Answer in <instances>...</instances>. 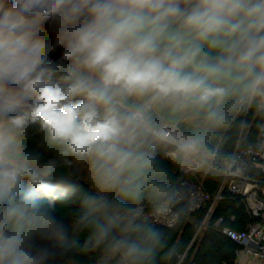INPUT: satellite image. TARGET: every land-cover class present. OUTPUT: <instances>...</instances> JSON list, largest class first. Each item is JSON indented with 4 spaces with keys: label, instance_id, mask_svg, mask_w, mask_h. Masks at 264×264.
Segmentation results:
<instances>
[{
    "label": "clouds",
    "instance_id": "1",
    "mask_svg": "<svg viewBox=\"0 0 264 264\" xmlns=\"http://www.w3.org/2000/svg\"><path fill=\"white\" fill-rule=\"evenodd\" d=\"M249 111L264 116V0H0V264L175 257L142 207L183 214L158 153L230 166L216 134Z\"/></svg>",
    "mask_w": 264,
    "mask_h": 264
},
{
    "label": "trees",
    "instance_id": "2",
    "mask_svg": "<svg viewBox=\"0 0 264 264\" xmlns=\"http://www.w3.org/2000/svg\"><path fill=\"white\" fill-rule=\"evenodd\" d=\"M264 124V116L253 111L241 113L236 116L235 121L226 129L220 130L215 137L214 143L218 144L222 153L233 154L236 145L244 146L256 140L260 130V125ZM159 156L167 163L173 171L175 182L180 185L182 198L175 206L182 208L183 214L174 227H165L168 234L169 246H174L177 250L175 257H167L164 252L160 254L157 264H234L237 250L240 244L223 232L224 227H229L236 231H243L247 228L251 219L246 211L242 197L224 186L221 190L222 198L219 199L205 226L196 235L198 225L203 221L206 209L190 210V203L187 192H184L183 180L190 176L182 170H177L166 153L161 150ZM225 165L217 161L215 164H207L195 170L196 175L203 180L205 188L212 194H216L224 179ZM87 188V185H84ZM57 207L70 218L77 210L78 203L72 196L66 197L61 202H57ZM144 213L150 217L152 206L145 200L142 204ZM222 221L218 223V220ZM196 235V236H195ZM80 243H85V235H81ZM68 259L75 260L76 264H105L102 252L95 249L82 252L77 248L68 251ZM106 264H116V261L108 260Z\"/></svg>",
    "mask_w": 264,
    "mask_h": 264
},
{
    "label": "built area",
    "instance_id": "3",
    "mask_svg": "<svg viewBox=\"0 0 264 264\" xmlns=\"http://www.w3.org/2000/svg\"><path fill=\"white\" fill-rule=\"evenodd\" d=\"M233 155L235 157L233 164L225 167L222 186L216 194L210 193L205 188L203 180L196 175L195 170L187 167L182 170L190 175L182 183L188 189L190 210L206 209L205 217L199 223L196 235L205 226L216 202L222 198V188L227 185L231 192L242 197L251 219L243 231L223 228L225 234L241 245L237 250L234 264H264V124L260 125L256 140L244 146L239 145L238 142ZM150 217L158 220L160 226L165 227H174L179 221L155 217L153 210ZM221 221L222 218L218 223Z\"/></svg>",
    "mask_w": 264,
    "mask_h": 264
}]
</instances>
